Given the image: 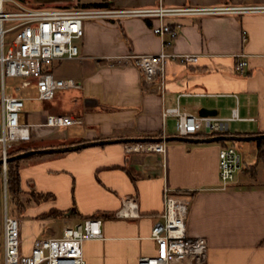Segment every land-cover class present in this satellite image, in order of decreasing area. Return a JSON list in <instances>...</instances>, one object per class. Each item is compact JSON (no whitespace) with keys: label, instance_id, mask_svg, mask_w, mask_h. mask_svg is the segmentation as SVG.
<instances>
[{"label":"crops","instance_id":"1","mask_svg":"<svg viewBox=\"0 0 264 264\" xmlns=\"http://www.w3.org/2000/svg\"><path fill=\"white\" fill-rule=\"evenodd\" d=\"M102 1L113 3L115 8L153 7L160 3L170 7L264 4V0H22L36 8ZM154 21L87 20L85 34L78 42L81 57L70 60L66 73H55L52 67L58 77L80 84L60 96L61 100L67 98L71 109L63 111L59 99L58 106L47 105L46 115L70 114L80 122L60 128L47 126V134L32 131L27 143L32 147H27L175 136L177 130L171 134L167 125L172 118L176 126V117L164 119L163 112L176 105L197 115L201 108H207L221 118H230L236 111L239 118L229 121V134H264V14L169 18L179 35L167 51L197 54L199 60L184 64L169 59L164 88L147 90L137 65L111 64L107 58L160 53L163 41L151 28ZM241 54L244 57H239ZM242 59L248 65L236 71ZM34 96L36 93L29 97ZM88 98L94 100L93 105L87 104ZM46 117L28 123L37 126ZM190 137L210 136L199 132ZM165 141L164 168L160 166L162 156L127 153L126 145L137 141L22 158V190L49 195L44 201L30 202L23 213L25 217L21 214L25 250L30 251L37 237H45L42 234L48 223L60 222L62 235L65 227L98 216L102 219L103 237L84 243L86 260L90 264H138L141 256L156 253L151 231L164 209L167 185L191 196L187 234L207 239L209 264H264V161L257 157V144L256 159L248 163L242 157V170L228 189H222L218 156L225 145L222 140ZM127 196L137 198L141 217L115 215Z\"/></svg>","mask_w":264,"mask_h":264},{"label":"built area","instance_id":"2","mask_svg":"<svg viewBox=\"0 0 264 264\" xmlns=\"http://www.w3.org/2000/svg\"><path fill=\"white\" fill-rule=\"evenodd\" d=\"M6 2L17 5V10H5ZM231 14H264V4L245 6H203L185 5L170 7L163 3L153 7L115 8L97 6H62L36 8L22 0H0V166L7 174L8 158L11 152L32 137V127L23 121L22 112L26 100L51 101L56 92L79 88L74 79L60 78L52 66L62 60L81 57L78 42L85 34L87 20L117 21L129 18L155 20L151 28L163 41L158 54H126L107 58L111 64L137 65L144 74V87L165 86L166 67L169 59L181 63H196L197 54H176L167 51L179 35L177 26L169 21L172 17L219 16ZM7 22L13 24L6 26ZM14 32L12 43L6 45V36ZM246 37V36H245ZM239 57H244L243 54ZM248 65L246 59L239 60L236 71H243ZM8 77L23 78L18 89L36 86V96L24 97L6 91ZM176 117L178 135L190 137L204 132L207 136L228 134L229 121L238 119L236 111L230 118L200 116L184 112L179 105L168 107L163 118ZM80 120L70 114H50L37 126L68 127ZM167 145L162 141H137L126 145L127 153H143L162 156L160 166L165 167ZM219 178L222 189H228L242 170L241 153L234 145L223 146L219 153ZM164 209L160 219L153 225L151 238L156 242V253L141 256L138 264H208V242L204 237H189L187 217L191 196L185 192L164 187ZM120 218H139V203L135 196L123 199L122 207L115 214ZM3 264H90L84 255V243L101 239L102 219L90 216L65 227L61 236L37 237L26 251L22 238V217L6 211L3 224Z\"/></svg>","mask_w":264,"mask_h":264},{"label":"rangeland","instance_id":"3","mask_svg":"<svg viewBox=\"0 0 264 264\" xmlns=\"http://www.w3.org/2000/svg\"><path fill=\"white\" fill-rule=\"evenodd\" d=\"M31 2V1H30ZM27 3V1H26ZM25 3V4H26ZM32 6H35L36 4L34 2H31ZM47 6V5H44ZM17 5H14L11 2H6L5 4V10H17ZM13 23L7 22L6 26L9 27ZM15 36L14 32H10L6 36V45L12 43V40ZM72 63L70 60H62L61 62H56L52 67L54 68L55 73H66V70L68 71V66ZM23 78L21 77H8L6 79V91L10 94H17L22 95L24 97H29L31 95H34L36 93V86L33 85L30 88L27 89H18L22 82ZM68 89L65 90H59L56 92V98L51 101H37V100H28L26 101V105L22 112V118L25 122H33L35 120H42L43 117H46L47 115V105H51L52 108L55 106H58L59 99L61 95H64V93H67ZM1 97V93H0ZM61 100V99H60ZM63 111H69L71 109L70 102L67 100V98L64 97L63 100H61V103L59 105ZM2 118V115L0 116V119ZM167 129L169 133L173 134L176 132V126L175 121L172 120V118L168 119V125ZM33 134L36 133H45L47 134V127L46 126H33L32 127ZM33 136V135H32ZM32 138H28L24 140L22 143H26L20 145V149H26L30 150L33 148L31 145H28L27 143L31 141ZM233 145L238 149V151L242 154L243 160L252 163L256 159V152H255V146L256 141H234ZM29 146V147H27ZM38 149V148H34ZM32 190V189H31ZM31 190L30 191H20L17 193H11L8 189V177L7 174L5 175L4 169L0 167V264H3V241H4V232H3V224H4V216L6 211H9L10 214L14 213L16 215L22 214L27 208V205L31 202L33 204V197H31ZM21 216V217H22ZM62 225L60 222H51L48 223L45 228L42 236H59L61 235ZM209 264V262H208Z\"/></svg>","mask_w":264,"mask_h":264},{"label":"water","instance_id":"4","mask_svg":"<svg viewBox=\"0 0 264 264\" xmlns=\"http://www.w3.org/2000/svg\"><path fill=\"white\" fill-rule=\"evenodd\" d=\"M92 98H88L86 101L87 104L93 105ZM200 116H215L216 112L207 108H201L199 111ZM264 138V134H256V135H239V134H221L210 136L206 138H193V137H184L180 135H175L171 137H160V138H120V139H101L95 141H88L79 144L67 145V146H60V147H45V148H38V149H30L26 150L17 154H14L8 158V161L12 160H20L25 157H29L35 154H46V153H55V152H67V151H74L78 149H82L92 145H102L106 143H113V142H129V141H162V140H178V141H190V142H211V141H251V140H258ZM2 160H0V164Z\"/></svg>","mask_w":264,"mask_h":264},{"label":"trees","instance_id":"5","mask_svg":"<svg viewBox=\"0 0 264 264\" xmlns=\"http://www.w3.org/2000/svg\"><path fill=\"white\" fill-rule=\"evenodd\" d=\"M74 6L114 7L115 5L111 2L102 1V2H94V3H88V4H77ZM222 142H224L225 144L224 146L233 145L234 143V141H225V140H222ZM256 144H257V157L259 160L264 161V138L256 140ZM23 151H26V149H20V147H18L17 149L11 152V156L14 154L23 152ZM20 161L21 159L12 160V161H9L7 165L8 189L11 193H17V192L22 191L20 170H19ZM30 193H31V197H33L34 198L33 200L36 202L44 201L49 197L48 194L36 193L34 191H31ZM52 213L53 212H51L50 214Z\"/></svg>","mask_w":264,"mask_h":264}]
</instances>
